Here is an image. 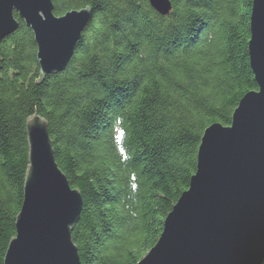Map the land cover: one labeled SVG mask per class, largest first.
I'll return each mask as SVG.
<instances>
[{"label":"trees","instance_id":"1","mask_svg":"<svg viewBox=\"0 0 264 264\" xmlns=\"http://www.w3.org/2000/svg\"><path fill=\"white\" fill-rule=\"evenodd\" d=\"M171 1L163 15L149 0H53L57 15L89 6L92 17L67 68L46 76L25 22L0 42V264L24 200L29 117L47 120L83 194L82 264H137L189 188L206 127L230 125L258 89L253 0Z\"/></svg>","mask_w":264,"mask_h":264},{"label":"water","instance_id":"2","mask_svg":"<svg viewBox=\"0 0 264 264\" xmlns=\"http://www.w3.org/2000/svg\"><path fill=\"white\" fill-rule=\"evenodd\" d=\"M169 14L171 0H149ZM53 0H0V42L20 26L34 32L44 76L67 68L92 8L57 15ZM250 65L258 89L241 98L232 123L204 130L197 170L165 219L164 229L137 264L264 263V0H253ZM29 165L24 200L4 264H82L73 229L84 197L59 166L48 122L27 119Z\"/></svg>","mask_w":264,"mask_h":264},{"label":"bare ground","instance_id":"3","mask_svg":"<svg viewBox=\"0 0 264 264\" xmlns=\"http://www.w3.org/2000/svg\"><path fill=\"white\" fill-rule=\"evenodd\" d=\"M20 19V20H19ZM19 22L22 20L23 22H25V20L19 15Z\"/></svg>","mask_w":264,"mask_h":264},{"label":"snow or ice","instance_id":"4","mask_svg":"<svg viewBox=\"0 0 264 264\" xmlns=\"http://www.w3.org/2000/svg\"><path fill=\"white\" fill-rule=\"evenodd\" d=\"M120 151H121V152H123L124 150H123V149H121Z\"/></svg>","mask_w":264,"mask_h":264}]
</instances>
